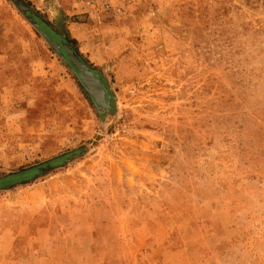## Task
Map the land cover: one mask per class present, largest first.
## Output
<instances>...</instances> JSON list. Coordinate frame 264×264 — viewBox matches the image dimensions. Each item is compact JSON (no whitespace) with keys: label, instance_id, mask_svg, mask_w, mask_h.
Masks as SVG:
<instances>
[{"label":"rangeland","instance_id":"374dc122","mask_svg":"<svg viewBox=\"0 0 264 264\" xmlns=\"http://www.w3.org/2000/svg\"><path fill=\"white\" fill-rule=\"evenodd\" d=\"M23 1L41 31L0 0V177L42 168L0 188V228L29 227L3 263L264 264V0Z\"/></svg>","mask_w":264,"mask_h":264},{"label":"water","instance_id":"95a60500","mask_svg":"<svg viewBox=\"0 0 264 264\" xmlns=\"http://www.w3.org/2000/svg\"><path fill=\"white\" fill-rule=\"evenodd\" d=\"M16 6L27 15L33 24H35L31 15H35V12L28 6L23 0H12ZM36 25V24H35ZM37 26V25H36ZM61 41L58 44H55L48 40L49 44L59 53L63 49V56L66 55L67 62L73 66V68L78 73V76L86 88L88 94L92 97L95 107L98 111L105 110L109 107L107 98L109 96L108 89L105 83L102 81L100 76H98L90 66L77 54L75 49L68 43V38L65 32L62 31L60 35ZM11 173V172H10ZM9 173V174H10Z\"/></svg>","mask_w":264,"mask_h":264},{"label":"crops","instance_id":"0c3cea01","mask_svg":"<svg viewBox=\"0 0 264 264\" xmlns=\"http://www.w3.org/2000/svg\"><path fill=\"white\" fill-rule=\"evenodd\" d=\"M61 158H62V156H58L57 158H52L51 160L55 159L54 161H56V160L59 161ZM51 160L49 162H54ZM57 161H56V163H57ZM34 168L41 169L42 167H41V164H34L32 166L24 167V168L17 170V171H12L10 174L19 173V172H23V171L34 169ZM38 172L39 171H35L32 175H29L28 177H23L21 180L15 182V183L17 184L20 182H24V181L28 180L29 178L36 176V174H38ZM0 188H2V187H0ZM30 215H32V214H30ZM29 219H32V216H29ZM8 230L11 231V233L13 232L14 234H13V238H11L12 240L9 239V242L8 241L6 242L5 241V231H8ZM28 230H29V227L27 224L19 225V228H18V226H14V227L10 226L8 228H3V229L0 228V264H4L3 262L6 259L7 254L14 253V252L18 251V246L21 247L22 239H23V241H26V237H24V236H26L28 234ZM40 230L41 229L37 228L38 233ZM9 258H11V257H9Z\"/></svg>","mask_w":264,"mask_h":264},{"label":"built area","instance_id":"2783aa9c","mask_svg":"<svg viewBox=\"0 0 264 264\" xmlns=\"http://www.w3.org/2000/svg\"><path fill=\"white\" fill-rule=\"evenodd\" d=\"M79 1L80 6H84L87 12L93 15H97L98 12H104L109 10L112 6H115L116 1L120 0H73Z\"/></svg>","mask_w":264,"mask_h":264},{"label":"trees","instance_id":"16d2710c","mask_svg":"<svg viewBox=\"0 0 264 264\" xmlns=\"http://www.w3.org/2000/svg\"><path fill=\"white\" fill-rule=\"evenodd\" d=\"M41 24H43L44 25V28L45 29H47L48 31H51V32H53L52 31V29L50 28V26L48 25V24H46V23H41ZM38 28H39V26H37ZM42 28V27H41ZM39 30H40V28H39ZM41 31V30H40ZM44 35V34H43ZM45 36V35H44ZM46 38V37H45ZM74 42V40H70V41H68V43L71 45L72 43ZM72 46V45H71ZM73 47V46H72ZM75 49V48H74ZM62 51H63V49H62ZM75 51L77 52V54L81 57V55L79 54V52H78V50H76L75 49ZM64 58H65V60L67 61V57H66V55H64ZM82 58V57H81ZM86 62V61H85ZM87 63V62H86ZM67 64L69 65V67L70 68H72L73 69V71L78 75V73L76 72V70L73 68V66L72 65H70V63H68L67 62ZM88 64V63H87ZM83 85V84H82ZM55 160V159H54ZM54 160H51V161H54ZM57 161V160H56ZM55 162V161H54ZM53 163V162H52ZM35 171H40V169H38V168H34V169H30V170H26V171H23V173H27V176H23V177H28L29 175H32ZM19 173H22V172H19ZM15 174H18V173H15ZM15 174H8V175H6V176H4V177H0V187H2V188H6V187H9V186H11V185H13L15 182H17V181H19V180H21L23 177H21V178H19V179H17V180H14V181H5V179L7 178H10L12 175H15Z\"/></svg>","mask_w":264,"mask_h":264},{"label":"flooded vegetation","instance_id":"af4514ba","mask_svg":"<svg viewBox=\"0 0 264 264\" xmlns=\"http://www.w3.org/2000/svg\"><path fill=\"white\" fill-rule=\"evenodd\" d=\"M96 73V72H95ZM107 101H108V103H109V107H110V105H111V100H110V98H107ZM108 107V108H109Z\"/></svg>","mask_w":264,"mask_h":264}]
</instances>
